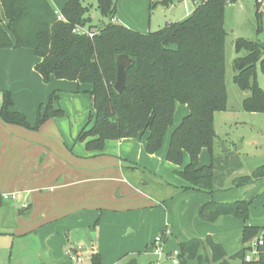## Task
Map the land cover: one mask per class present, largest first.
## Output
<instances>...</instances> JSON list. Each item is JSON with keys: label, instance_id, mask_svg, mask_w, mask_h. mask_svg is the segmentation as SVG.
Wrapping results in <instances>:
<instances>
[{"label": "rangeland", "instance_id": "374dc122", "mask_svg": "<svg viewBox=\"0 0 264 264\" xmlns=\"http://www.w3.org/2000/svg\"><path fill=\"white\" fill-rule=\"evenodd\" d=\"M114 1L117 4L116 16H123L129 20L132 17L137 25L144 27L147 32L165 27L169 20H181L191 9L190 6H186L188 4L186 0L176 2L179 7L176 14H172V9H169L171 2L164 4L162 0ZM85 4L90 7L88 15L91 21L88 26H102L111 21L101 14L95 0H85ZM53 7L56 8L55 3ZM258 11L257 0H234L226 5L224 16L226 107L216 111L214 115L216 138L213 148L205 147L198 157L200 166H213L212 192L203 193L182 187L187 184V180L180 172L181 166L188 161L189 154L184 152L182 165H173L167 161L165 142L151 160L147 147L142 152L137 149V161H132L118 152L120 147L118 144L115 146L116 149L111 146L115 155L124 157L123 169L118 164L117 167L114 166L121 172L117 175L114 167V169L108 167L109 156L106 153L110 148L109 143L105 144L102 151H90L86 147V142L79 139L83 128L92 123L89 122V114L93 111V101L85 91L86 85L82 84L79 87L73 80L62 79L67 86L58 92L60 96L58 106L64 110L65 115L53 117L48 125L51 129L43 131L44 129L40 130L41 127L34 130L23 126L22 129L0 128L2 194L12 193L11 189L7 188L10 178L23 163H26L27 158L41 155L38 162L45 158L44 146L48 145L46 140L33 139L27 141L31 144L14 147L13 140L20 136L16 130H22L24 134H31L30 136L34 134L35 138L47 134L51 137L56 136L53 138L56 139L60 137L59 134L63 136L66 134L65 138L70 142L63 140L68 144L65 148L61 146L62 150L82 152L79 157L82 165L96 163L90 169L77 165L84 172H88V175L81 179L80 186L87 185L92 188L88 203L90 206L85 208L82 213L85 215H81L82 222L79 224H60L59 227L53 224L30 228L32 221L30 223L29 210L25 209L24 214H19L20 208L24 206L25 201H22L24 195H18L16 200L4 199V205L0 206V264H45L42 253L46 249L50 250L55 264H75L65 251L77 247L82 251V262L78 264H92L94 253L100 255L99 264H128L132 258L137 259V264H175L170 253L177 249L181 250V242L193 238L205 240L208 235L222 243L229 255L235 253L243 246L244 220L226 215L216 223L203 221L196 209L202 196L204 203L251 200L250 216L246 223L264 228V179L246 185L235 184V178L250 174L254 168L264 164V113L244 109L243 101L249 92L234 81V59L247 54L245 49L237 51L236 40L245 38L264 47V8L261 4L260 18L257 15ZM1 12L3 14V9ZM113 22L123 24L117 17ZM256 80L264 89V72L260 64L257 65ZM0 96L3 99V93ZM182 106L180 104L177 108L167 136L183 119L185 114ZM31 131L32 133H27ZM147 133L148 131L141 133L139 140ZM53 152L65 157L56 148ZM73 165L71 162V166ZM30 195L31 193L27 196V202L31 199ZM166 207L169 208L168 220ZM166 221L169 222V226L166 225ZM158 223L163 224V227H156ZM167 227L169 232L163 234ZM171 232L175 233L173 238L170 236ZM158 236L162 238L160 243L164 249L162 256L154 252ZM201 251L205 257L204 264H213L212 250L206 241ZM186 264L197 262L187 259Z\"/></svg>", "mask_w": 264, "mask_h": 264}, {"label": "trees", "instance_id": "16d2710c", "mask_svg": "<svg viewBox=\"0 0 264 264\" xmlns=\"http://www.w3.org/2000/svg\"><path fill=\"white\" fill-rule=\"evenodd\" d=\"M104 17L110 22L102 26L88 24L90 7L85 0H67L61 10L65 20L58 17L51 0H0V49L31 48L40 57L36 70L48 83L52 77L91 84L88 91L93 101L89 122L79 139L90 151L105 147L107 140L137 137L148 131L147 152L158 153L175 117L178 104H186L189 113L174 129L167 160L175 165L189 162L180 171L187 180L185 189L213 191V166L198 163L205 147L215 142L214 115L226 107L225 26L226 5L234 0H198L193 12L185 19L165 25L156 31L141 32L113 22L117 15L114 0H95ZM171 0H162L168 4ZM257 15L260 18V2ZM3 9V14L1 10ZM95 30L93 37L74 32L76 26ZM236 49L247 54L234 59V81L249 90L243 107L249 112L264 113V89L256 80L257 65L264 72V47L245 38L236 40ZM126 54L134 59L126 71V87L118 92V56ZM60 96L54 91L46 104L41 105L36 123L32 125L24 113L13 110L10 90L3 91L0 119L34 130L48 119L65 115L58 106ZM264 179V164L250 174L235 178L236 185H246ZM4 203L0 193V206ZM251 200L230 203L210 201L200 206L202 220L216 222L232 215L244 220L243 246L229 255L220 242L208 235L181 242L180 264L187 259L202 264L205 257L200 249L205 241L212 250L214 264H264V253L251 261L245 260L252 238L264 231L247 224ZM100 263L99 253L92 256V264Z\"/></svg>", "mask_w": 264, "mask_h": 264}, {"label": "crops", "instance_id": "0c3cea01", "mask_svg": "<svg viewBox=\"0 0 264 264\" xmlns=\"http://www.w3.org/2000/svg\"><path fill=\"white\" fill-rule=\"evenodd\" d=\"M177 1L178 0H171V4H170L171 6H169V9H172V14H176L178 11L179 7L176 4ZM186 1H187L186 3H188L186 6L187 7L190 6L191 9L186 12L185 17H182L181 20L187 18L193 12L196 6L195 0H186ZM51 2L52 4L55 3L56 11H61L67 0H51ZM116 17L118 18V20L123 22L124 25L132 29L135 28V30L141 32L148 31V30L146 31L144 27L137 25V22L133 20L132 17L130 18L131 20L125 19L123 16H116ZM181 20L179 19L178 21ZM168 22L172 23L176 21L169 20ZM40 60H41L40 57H38L35 54L34 50L31 48L0 49V94L3 93V91L5 90H10L12 92L13 100H14V105L12 109L24 113L32 125L36 123L37 114L41 105L47 103L50 95L54 91L60 92V90H63L67 86L64 80L55 77H52V79L48 83L44 82L42 75L35 68L36 64ZM77 83L79 87L80 85H82L79 82ZM85 85H86L85 91L88 93V91L92 89V85L88 83H85ZM2 100L3 99H1L0 96L1 105H2ZM180 104H178L177 108L179 107ZM181 105L184 106V107L182 106L184 110L183 112L185 114L183 115L184 117L189 113V108L186 104H181ZM51 119L52 118L48 119L41 126L40 130L44 129L43 131H46L47 128L51 129V126L48 127V125L52 121ZM3 123L0 122V128L18 127L19 129H22L20 125L5 123L7 124L6 126ZM178 125H176L173 128L169 136H167L166 134L165 137L166 139L164 140L166 153L169 148L171 135L174 129ZM16 132L20 136L15 137V140H13L14 147L22 146L25 144L26 145L31 144L30 142L27 141L33 139L38 141L46 140V143L48 144L44 146L45 151H43V155H45V158H41L40 162H38V158H40L41 155L40 156L37 155V157L31 156L30 158H27L26 163H23L20 169H17V172L13 174L10 178V183L7 188L11 189L12 193H16L17 195H24L22 199V201H25L24 203L29 204L31 200V203L27 208L19 207L20 208L19 214L20 215L24 214L25 209L29 210L30 223L32 221L31 225H29L30 228L46 226V225L49 226L53 224H56V226L59 227L60 224L73 225L75 223L79 224L80 222H82L81 215H85L82 213H84L85 208L87 206H90L88 205V203L92 190L90 186L87 185L80 186L82 183L81 179L85 178L88 175L87 171L84 172L81 167L77 166V165H82L79 160V157L80 155H82L81 154L82 152L81 153H73V151L67 152L66 150H62L60 148L61 146H63L64 148L67 147L68 143H64L63 140L66 142H70L69 139L65 138L66 134H64V136L62 134H59L60 137L53 139L56 136L51 137V135L42 134L39 135L37 138H35L36 136H33L34 134L30 136L31 134H24L22 130H16ZM27 133H32V131ZM148 134L149 132L146 134V136L145 135L143 137L141 136L140 140H139V135L137 137H132V138L107 140L106 143H109L111 148V149L109 148L108 153H106V155L109 156L108 167L110 169H114L115 167H117L116 165L118 164V166L120 165V168L123 169V163H124V159H123L124 157L115 155V151L111 146H114V148L116 149L115 146L118 144V146H120L118 151L120 154L125 155V158H127V160L137 161L136 151L138 149L139 152H142L146 148ZM138 140H139V145H138ZM55 148L57 150H60V152L65 157L56 155L53 152ZM51 155L52 157H50ZM155 155H157V153L150 154L149 159L151 160V158L154 157ZM71 162L74 164L73 166H71ZM188 162L189 159L188 161H185V164L183 166H181L182 169L185 167V165L188 164ZM95 164L96 163H88L82 166L86 169H90V167L91 166L94 167ZM115 169L117 175L121 173L119 168H115ZM187 184L182 185V187H185ZM125 189L126 187L124 186V190ZM188 190H195V189H188ZM195 191L204 193V191H198V190ZM29 193H31L30 195L31 199L29 200V202H27L26 199L28 198L27 196L29 195ZM207 202L210 201H206L205 203ZM95 204L97 203H94V205ZM203 204H204V197L202 196L200 201H198V205L196 209L199 210L200 206ZM166 210H167L166 220H168L169 208L166 207ZM225 216H222L219 220L224 219ZM168 223L169 222L166 221L167 226H169ZM156 225H157L156 227H163V224L161 223H158ZM167 229L168 227L162 233L166 234V231L169 232V230ZM202 233L204 235V231ZM170 236L173 238L175 236V233L171 232ZM166 241H168V239H166ZM200 253L204 256L201 249H200ZM193 261L197 262L198 264L197 260H193ZM202 264H204V262Z\"/></svg>", "mask_w": 264, "mask_h": 264}, {"label": "built area", "instance_id": "2783aa9c", "mask_svg": "<svg viewBox=\"0 0 264 264\" xmlns=\"http://www.w3.org/2000/svg\"><path fill=\"white\" fill-rule=\"evenodd\" d=\"M198 0H195V2H197ZM259 2L261 3V7H264V0H259ZM58 13V17L61 20H65L64 15L62 14L61 11H57ZM74 32H78L81 34H86L89 37H93L96 33L95 30L89 29L87 26H76L74 28ZM3 198H12V199H16L18 197V195L16 193H4L2 194ZM24 208H27L29 206V204L24 203L23 204ZM162 242V238L160 236H158L156 238L155 241V250L154 252L156 254H158L159 256H162L164 254V249L162 248V244H160ZM248 247L247 253L245 255V260L247 261H251L253 259H258L263 253H264V231L261 232L259 235L255 236L254 238H252L249 242H247L245 244ZM66 255L75 263L78 264L80 262H82V251L81 248H70L66 250ZM171 257L173 258V261L175 264H179L180 263V259H179V250H174L170 253Z\"/></svg>", "mask_w": 264, "mask_h": 264}, {"label": "water", "instance_id": "95a60500", "mask_svg": "<svg viewBox=\"0 0 264 264\" xmlns=\"http://www.w3.org/2000/svg\"><path fill=\"white\" fill-rule=\"evenodd\" d=\"M264 8V7H263ZM134 61L133 58L126 54H122L118 56L116 60V65H117V80L115 82V89L118 92H122L123 89L126 87V71L127 68L131 65V63ZM249 92V90H247ZM42 259L45 264H55L54 259L51 257V252L49 249H46L42 253ZM128 264H137V259L132 258Z\"/></svg>", "mask_w": 264, "mask_h": 264}]
</instances>
